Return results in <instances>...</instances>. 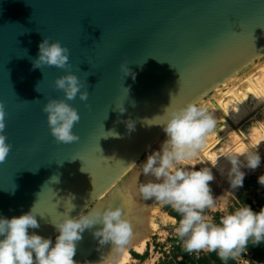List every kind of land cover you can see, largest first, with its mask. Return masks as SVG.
Here are the masks:
<instances>
[{"label":"water","instance_id":"water-1","mask_svg":"<svg viewBox=\"0 0 264 264\" xmlns=\"http://www.w3.org/2000/svg\"><path fill=\"white\" fill-rule=\"evenodd\" d=\"M45 38L69 50L65 69L33 67ZM263 57L264 0H0V103L12 145L0 162V215L36 205L40 227L29 231L54 241L52 218L67 214L69 198L68 214L79 216L118 184L163 133L153 119L165 108L197 102ZM68 74L88 99L65 101L80 120L79 140L64 145L43 107L65 99L55 80ZM94 230L77 243V264L102 259L108 244Z\"/></svg>","mask_w":264,"mask_h":264},{"label":"clouds","instance_id":"clouds-1","mask_svg":"<svg viewBox=\"0 0 264 264\" xmlns=\"http://www.w3.org/2000/svg\"><path fill=\"white\" fill-rule=\"evenodd\" d=\"M69 61V50L60 42H50L45 38L38 45V57L33 61L34 68L42 66L65 69ZM123 76L132 75L130 69L121 65ZM55 86L64 93V100H48L43 107L51 136L64 145L79 140L73 128L80 116L75 108L65 101L74 100L79 94L81 101L88 99V92L75 74L64 75L55 80ZM125 89V88H124ZM129 89H125L126 95ZM116 110L124 113L123 103ZM5 110L0 103V162L9 155L12 145L7 143ZM162 126L165 139L158 150L147 155L139 165L141 173L133 177L130 191L138 193L143 200H155L170 205L180 216L173 221L177 224L175 234L183 243L186 252L208 250L215 252L225 264L238 259L246 251L249 241L253 245L264 243V207L254 211L248 204L234 210L221 208L223 213L218 222L205 214L206 209L217 208L210 183L215 176L209 167H188L206 147L210 135L217 128V118L209 108L197 102H188L182 107L171 104L162 115L153 119ZM129 131L134 130V122L126 123ZM113 135V133H111ZM230 164L228 177L233 189L243 187L245 171L255 170L261 164L258 151L237 149L235 153H225ZM243 157V160L241 159ZM106 159V158H105ZM135 165V163H133ZM84 171V168L82 169ZM154 179L139 182V175ZM264 185V175L258 178ZM67 214L52 218L51 224L57 233L55 240L45 238L30 229L40 227L36 205L18 217L6 218L0 215V264H77L74 260L77 243L85 230H93L99 245L111 244L115 255L104 264H120L119 257L126 253L134 238L133 222L124 206L91 207L79 216L71 217L74 210L71 198L68 200Z\"/></svg>","mask_w":264,"mask_h":264},{"label":"bare ground","instance_id":"bare-ground-1","mask_svg":"<svg viewBox=\"0 0 264 264\" xmlns=\"http://www.w3.org/2000/svg\"><path fill=\"white\" fill-rule=\"evenodd\" d=\"M252 63L254 62H251L246 67H249ZM252 65H255L254 70H248L246 73L238 72L213 89V91L210 92L212 94L209 93L210 95L208 94L197 101V103L207 106L209 111L214 113L218 121L217 126L222 124L219 129L222 135L219 136V133L217 134L216 132L210 135L206 147L201 151L206 159H208L206 162L209 163L208 165L210 168L214 169L216 174L220 176L228 174V170L230 169V164L226 159L225 153H235L237 149L258 151L264 143V116L259 120L258 127L252 125V127L248 129V136H244V140L239 134L233 131L229 122L226 120V118H228L233 124L241 125L242 123H246V121L249 120L248 118L253 115L248 121L250 122L255 120L256 113L264 106V61L260 64L254 63ZM246 67H244V69ZM226 88L228 90L223 93L222 90ZM164 139V133L160 134L145 151H143L136 161L139 162L140 158L146 153L151 154V152L158 150ZM221 140L224 141V145L218 147V149L213 152L214 147L219 144ZM241 159L243 160V157H241ZM134 168H136L135 171L133 170ZM138 173H141V169L139 165L136 164L131 170L132 178H129L131 180L116 184L108 193L99 199L100 202L113 204L114 207L124 206L128 212L129 218L133 222L134 238L132 243L127 247L126 253L119 257L120 264L131 263L130 249L135 251L143 249L150 234H153L158 227L151 214L158 213V209L163 205L155 200L145 201L138 193L130 191L129 186L131 185L132 179L136 177ZM153 179L154 178L151 176L139 175V182L141 183ZM119 185H121V188ZM116 192L117 194H115ZM147 203H155L158 205L156 208L150 210V215L144 214V210L148 209L146 208ZM95 206H97V204H95L94 207ZM99 207L103 206L99 204ZM132 216L138 217L134 220ZM114 255V249L111 244H108V246L105 247L102 259L89 264H104L105 261L110 260Z\"/></svg>","mask_w":264,"mask_h":264},{"label":"rangeland","instance_id":"rangeland-1","mask_svg":"<svg viewBox=\"0 0 264 264\" xmlns=\"http://www.w3.org/2000/svg\"><path fill=\"white\" fill-rule=\"evenodd\" d=\"M263 61L264 57L253 62L256 64H260ZM252 64L249 65V67H246L241 72L246 73L248 72V70H254L255 65ZM227 90V88L223 89L222 92L225 93ZM252 116L253 115H251L248 119L250 120ZM262 116H264V106H262L258 110V113H256V116L254 118L255 120H252L250 122H248L249 120H247L246 123L236 125L233 124L228 118H226V120L229 122L230 127L233 129V131L239 134L244 140V136H248V129L252 127V125L258 127V122ZM221 126L222 124L218 125L215 130L217 134L219 133V136L222 135V133L219 132ZM219 142L220 143L214 147L213 152L217 150L218 147H222L224 145V141L221 140ZM263 144L261 146L262 148L260 147L258 149V152L261 155L260 166L255 170L247 168L243 169L246 174L242 188L233 189L230 186L228 174H226L225 176H220L216 174L214 169H212L215 179L210 183V186L212 188L214 197L217 199V208L215 210L206 209V215L213 217L218 222L220 215L223 214L220 211L221 208L231 211L241 206L242 204H248L253 208L254 211H259L261 207H264V185H261L258 182V178L261 175H264ZM200 154L202 156L199 155V157L192 161V163L188 165V167L210 168V166L208 165L209 163L206 162L208 159H206L205 155H203L202 153ZM147 155H149V153H146L142 158H140L139 162L136 161L137 163L135 162V165H141V163L147 158ZM135 165H133L131 169L124 175L123 179H121L120 181L121 183L131 180L129 179L132 178L131 170ZM133 170L135 171L136 168H134ZM119 187L121 188V185H119ZM115 194H117V192ZM96 204L98 206L99 204L102 206H107L109 203H102L100 201H97ZM157 206L158 205H156L155 203H147L146 208L148 209L144 210V214L150 215V210L156 208ZM134 216L132 217L134 218V220H136L138 216ZM151 216L154 218L155 224L158 227L153 232V234H150L143 249H141L140 251L130 249V264H225L224 261H221L219 259L217 254H213L214 252L202 250L199 252L188 253L184 250L182 241L175 234V227L177 226V224L173 223V221L178 222L180 216L170 205H162L158 209V213H152ZM226 264H264V243H261L260 245H253L251 241H249L246 251L241 255V257L235 260L230 259L226 262Z\"/></svg>","mask_w":264,"mask_h":264},{"label":"trees","instance_id":"trees-1","mask_svg":"<svg viewBox=\"0 0 264 264\" xmlns=\"http://www.w3.org/2000/svg\"><path fill=\"white\" fill-rule=\"evenodd\" d=\"M214 255L216 254L215 252L213 253ZM214 257V256H213Z\"/></svg>","mask_w":264,"mask_h":264}]
</instances>
